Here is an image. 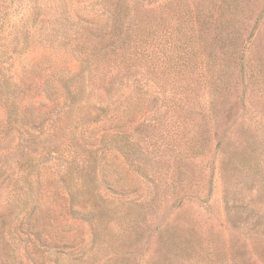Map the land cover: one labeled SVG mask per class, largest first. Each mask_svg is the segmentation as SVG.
<instances>
[{"label": "rangeland", "instance_id": "1", "mask_svg": "<svg viewBox=\"0 0 264 264\" xmlns=\"http://www.w3.org/2000/svg\"><path fill=\"white\" fill-rule=\"evenodd\" d=\"M114 11L194 29L228 60L244 51L259 85L250 94L245 67L224 69L226 96L192 134L197 74L130 60L135 47L106 33ZM85 57L95 82L56 129L61 80ZM3 77L20 112L0 142V264H264V0H0Z\"/></svg>", "mask_w": 264, "mask_h": 264}, {"label": "trees", "instance_id": "2", "mask_svg": "<svg viewBox=\"0 0 264 264\" xmlns=\"http://www.w3.org/2000/svg\"><path fill=\"white\" fill-rule=\"evenodd\" d=\"M125 14L121 16L118 11L112 12V25L106 33L116 35L119 39L116 38L117 40L115 39L113 44L117 42V47L123 50L127 46L128 53L129 47H135L134 56L132 57L129 53L130 60L137 61L139 56L143 64L147 65L148 68L153 67V70H156L157 63L159 68L165 67L172 74H179L183 70H187L191 75L197 74L199 79L198 83L193 86L186 101L188 105V127H190L192 134L196 130L198 121L205 119L206 111L226 96V91L223 92L220 87L221 85L223 86V80L220 75L224 69L227 68L229 72L235 70L236 73H242V68L245 67V89L249 90V93L259 85V76H257L256 67L255 65L247 63L244 51H239V57L236 60L234 58L228 60L225 55L222 56L220 54L223 51L218 54L209 52L205 48L201 37L194 29H187L182 24L177 26L163 25L161 27L145 29L140 20L135 23L127 13ZM140 44L143 48L138 54L137 46H140ZM231 50L230 48H226L224 54L231 56L234 52ZM99 54L102 53L99 51L94 52V56H98ZM82 65V69L77 74L61 80L63 88L62 95L66 102L64 103L66 104V110L58 120L56 129H66L68 127L66 121L71 110L76 105H82L87 101L84 93L87 87L92 86L95 82V76L101 66L97 64L96 60H90L86 57L83 59ZM133 65L137 66L138 63L135 62L129 65L127 69L129 70ZM77 76H80V78H75ZM14 89H16V85L12 80L5 77L0 79V98L6 114L5 123L0 128V142L9 135L12 124L17 121L19 116L20 109L16 95L14 94ZM252 95L253 97H258L257 93H253ZM247 98L249 105L251 104V95H248ZM99 104H93L95 110L89 113L91 121L98 120V115L95 113L96 110L104 109L99 107ZM244 106L247 107L246 103H244ZM243 111L245 113L246 109H243ZM73 137V133L69 131V140L73 141ZM72 144L74 145L75 143ZM62 151H67V147H62ZM86 212L89 215L95 214L92 207ZM5 225V221H0V260L2 261L3 257H9L8 253L10 250V246L4 237Z\"/></svg>", "mask_w": 264, "mask_h": 264}]
</instances>
